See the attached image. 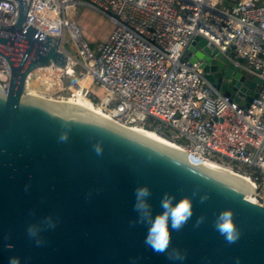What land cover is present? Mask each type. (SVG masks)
<instances>
[{"label": "water", "instance_id": "obj_1", "mask_svg": "<svg viewBox=\"0 0 264 264\" xmlns=\"http://www.w3.org/2000/svg\"><path fill=\"white\" fill-rule=\"evenodd\" d=\"M16 2V22L0 26V55L11 72L0 95V264L12 257L20 264H264V203L248 200L243 188L128 131L23 103L28 78L43 67L65 68L67 57L59 38L23 29L26 1ZM206 45L195 36L184 60L200 61L210 83L248 107L264 81ZM141 186L151 190L154 215L165 193L192 199L193 217L172 232L171 248L186 253L183 262L155 253L144 243L147 226L132 223ZM226 209L239 231L231 244L213 226ZM47 217L54 228L44 225ZM33 224L41 225L39 246L28 235Z\"/></svg>", "mask_w": 264, "mask_h": 264}, {"label": "built area", "instance_id": "obj_2", "mask_svg": "<svg viewBox=\"0 0 264 264\" xmlns=\"http://www.w3.org/2000/svg\"><path fill=\"white\" fill-rule=\"evenodd\" d=\"M25 1L23 29L31 25L59 38V51L67 57L60 70H84L105 90L100 107L111 116L129 126L155 125L191 162L213 161L248 176L257 190L264 186V85L242 107L205 78L200 61L184 60L199 35L235 67L264 81V0ZM18 5L0 0V26L16 22ZM81 6L106 16L114 26L97 49L69 16ZM64 40L76 55L61 49ZM10 75L0 55L1 86L8 87ZM81 90L91 99L89 90Z\"/></svg>", "mask_w": 264, "mask_h": 264}, {"label": "clouds", "instance_id": "obj_3", "mask_svg": "<svg viewBox=\"0 0 264 264\" xmlns=\"http://www.w3.org/2000/svg\"><path fill=\"white\" fill-rule=\"evenodd\" d=\"M97 153H100V148L97 147ZM189 171L196 174V170L189 168ZM135 202L133 210L138 214L137 220L133 224H143L147 226V235L144 243L157 254H167L170 261L183 262L187 255L179 249L171 248L172 232L180 231L193 217V201L190 197H184L176 200L174 195L165 193L160 201L161 212L153 214L152 205L149 203V198L152 193L148 186H141L135 189ZM207 195L201 196V203L208 200ZM203 216L196 220V227L204 223ZM44 225L48 228H54L55 223L51 217L44 220ZM213 226L215 230L225 238L228 243H235L239 239V231L234 222V213L231 209L223 210L216 216ZM28 235L35 239L37 246L43 243L40 238L41 225L33 224L27 229ZM9 264H20L18 257H12Z\"/></svg>", "mask_w": 264, "mask_h": 264}, {"label": "bare ground", "instance_id": "obj_4", "mask_svg": "<svg viewBox=\"0 0 264 264\" xmlns=\"http://www.w3.org/2000/svg\"><path fill=\"white\" fill-rule=\"evenodd\" d=\"M67 45H68L67 41L64 40L61 49L67 54L73 56L74 54H72L71 51L67 48ZM55 68L62 69L60 67H55ZM47 69H51V67H43L38 70L41 71ZM6 89L7 87L0 85L1 96L5 95ZM22 101L23 103H27V102L39 103L49 107L52 111L67 117L88 119L93 122L103 123L105 125L122 129L128 131L129 133L138 135L139 137H142L147 141L153 142L155 145L158 146V148L161 147L165 149L176 159H179L183 162L190 161V163L203 168L209 173H212L214 175H217L221 178H224L226 180H229L237 184L238 186L243 188L244 192L246 193L244 196L248 200L257 203L251 198V195L257 192V185L248 176L243 175L235 170H232L228 167H225L213 161L202 160L197 163H193L191 162V159L189 158V155L185 152V150L176 143L168 140L167 138L160 135L156 131L145 129L140 126H129L122 123L118 119H115L113 116H111L102 107L96 106L87 97H84L81 94L70 96L67 98H63L59 96L53 97V96H47L41 94L39 92H35L27 88L26 91L24 92Z\"/></svg>", "mask_w": 264, "mask_h": 264}, {"label": "rangeland", "instance_id": "obj_5", "mask_svg": "<svg viewBox=\"0 0 264 264\" xmlns=\"http://www.w3.org/2000/svg\"><path fill=\"white\" fill-rule=\"evenodd\" d=\"M69 16L79 24L84 37L93 49H97L99 44L106 42L114 29L112 22L106 16L88 7H78L70 12ZM67 48L76 55L71 44H68ZM82 86L92 93L91 99L81 90ZM28 89L47 96L63 98L81 94L96 106H100V101L106 94L94 80L85 76L84 70H74L73 73L66 74V70L56 68L35 71L34 76L30 78ZM251 198L257 203H263L264 186L259 185L257 192L251 195Z\"/></svg>", "mask_w": 264, "mask_h": 264}, {"label": "trees", "instance_id": "obj_6", "mask_svg": "<svg viewBox=\"0 0 264 264\" xmlns=\"http://www.w3.org/2000/svg\"><path fill=\"white\" fill-rule=\"evenodd\" d=\"M74 70H82L80 67H75V69ZM83 71V70H82ZM155 125H152V126H150V127H146L147 129H149V130H153V131H155L154 129H155V127H154Z\"/></svg>", "mask_w": 264, "mask_h": 264}]
</instances>
